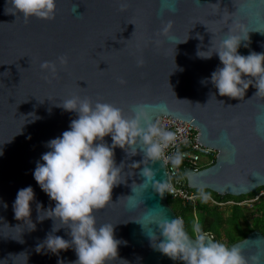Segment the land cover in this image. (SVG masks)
<instances>
[{
    "label": "water",
    "instance_id": "95a60500",
    "mask_svg": "<svg viewBox=\"0 0 264 264\" xmlns=\"http://www.w3.org/2000/svg\"><path fill=\"white\" fill-rule=\"evenodd\" d=\"M122 3L127 5L123 11ZM56 4L54 19L31 17L25 22L21 15L6 12L9 0H0V264L77 260L74 248L58 255L46 248L37 251L54 221H38L36 204L47 210L55 202L33 175L37 162L43 163L41 156L50 151L47 142L61 137L78 118L57 106L73 96L110 103L126 116L132 115L133 105L148 104L154 120L167 116L197 127V142L219 154L215 164L198 172L184 168L193 190L242 197L264 187V97L254 96L252 86L241 100L221 97L210 79L222 67L218 55L210 59L196 55L198 46L207 51L211 41L218 45L227 31L241 34L242 29L249 40L239 53H264V0H56ZM60 56L67 57L66 65L59 63ZM140 59L143 66H138ZM44 61L56 64L55 74L41 69ZM105 141L112 143L110 136ZM114 153L116 164H123L122 183L113 188L112 201L95 213L97 227L113 224L114 236L121 241L118 258L110 264H183L156 250L149 237L151 232L159 235L153 220L178 217L168 202L164 161L144 160L139 149L133 156L119 147ZM144 167L155 172L147 186L141 175ZM29 186L35 193L30 204L34 230L31 223L15 219L13 211L18 191ZM68 231L61 228L54 235L70 240ZM234 245L245 256L264 259L260 230Z\"/></svg>",
    "mask_w": 264,
    "mask_h": 264
},
{
    "label": "clouds",
    "instance_id": "9594fccd",
    "mask_svg": "<svg viewBox=\"0 0 264 264\" xmlns=\"http://www.w3.org/2000/svg\"><path fill=\"white\" fill-rule=\"evenodd\" d=\"M9 3L11 7L6 8V12L21 15L25 22L31 17L52 20L56 15V0H9ZM77 7L75 4V12ZM126 7L122 3L121 11ZM170 27L169 21L163 32L166 34ZM248 40L246 30L242 29L241 34L229 30L218 45L214 46L211 41L207 51L198 46V58L210 59L213 54L219 57L222 67L212 72L210 79L221 97L241 100L250 86L256 89L254 96L264 97V53L252 51L241 55L238 51L242 44L248 47V43H244ZM58 61L66 65L67 57L60 56ZM137 63L143 66L144 61L140 59ZM41 69L53 74L57 70L56 64L49 61H44ZM57 106L76 113L78 118L70 122V130L64 131L61 137L47 142L50 151L41 156L43 163L37 162L33 173L42 191L55 202V206L47 210L41 203L36 204L38 221H54L52 232L37 245V251L46 248L58 255L74 248L77 260L73 264H110L118 258L121 241L114 236L113 224L97 227L95 213L112 201L113 188L122 183L123 164H116L114 149L119 147L130 156L136 155L139 149L144 160L155 163L165 159L166 149L178 139L177 132L167 130L154 120L153 106L148 104L133 105L131 116L110 103H93L89 97L73 96ZM108 136L111 145L105 141ZM167 159L176 167L182 163L183 154L177 150ZM141 175L145 178V186L154 181L155 172L150 167H144ZM160 184L163 186L164 182ZM199 196L205 203L211 198L203 189ZM34 199L35 193L29 186L18 191L13 204L15 219L31 223L33 230L30 204ZM151 223L157 224L159 230V235L149 233L153 247L173 261L183 264H264L261 255L245 256L239 245L229 247L217 242L212 233L204 230L199 219L192 222V235L186 231L182 218L163 217ZM61 228L69 230L70 240L54 235ZM58 264L62 262L58 261Z\"/></svg>",
    "mask_w": 264,
    "mask_h": 264
},
{
    "label": "trees",
    "instance_id": "16d2710c",
    "mask_svg": "<svg viewBox=\"0 0 264 264\" xmlns=\"http://www.w3.org/2000/svg\"><path fill=\"white\" fill-rule=\"evenodd\" d=\"M261 190H264V187L260 188L256 193L242 197L221 196L209 190L203 191L210 194L217 202L227 203L234 201L239 203L246 200L249 196L255 197ZM195 191L200 192L201 190ZM259 200L256 207L258 216L253 219L252 224H249L246 214L248 208L246 206L232 205L228 211L229 214L226 216L224 215L225 212L223 213L218 210L219 206H215L209 202L205 203L202 201L192 204L191 202L174 199L171 196L168 198V202L178 218L183 219L185 229L189 235H192V222L195 219H199L205 231L215 233L217 238H221L224 235L229 247L246 238L254 230H260L264 234V196ZM214 239L218 242L216 238Z\"/></svg>",
    "mask_w": 264,
    "mask_h": 264
},
{
    "label": "built area",
    "instance_id": "2783aa9c",
    "mask_svg": "<svg viewBox=\"0 0 264 264\" xmlns=\"http://www.w3.org/2000/svg\"><path fill=\"white\" fill-rule=\"evenodd\" d=\"M157 121L160 125L169 131L177 132L178 139L173 146H170L165 151L164 164L168 175V195L174 199L184 202H191L196 204L202 202L199 193L189 188L184 168H191L198 172L204 168L210 167L215 164L219 151L211 147H205L197 142L200 131L197 127L187 123L185 126L181 123L180 119H170L167 116H160ZM182 129L183 131H179ZM177 150L183 154L182 163L174 167L167 157L172 156ZM264 196V190H261L258 195L252 200H244L242 202H228L232 205L245 206L247 203H254ZM207 201L215 206H222L225 203L217 202L211 195Z\"/></svg>",
    "mask_w": 264,
    "mask_h": 264
},
{
    "label": "rangeland",
    "instance_id": "374dc122",
    "mask_svg": "<svg viewBox=\"0 0 264 264\" xmlns=\"http://www.w3.org/2000/svg\"><path fill=\"white\" fill-rule=\"evenodd\" d=\"M255 197H251V196H249V197H247L246 198V200H252V199H254ZM259 201L260 200H258V201H254V203H247V204H249V205H245L248 209L246 210V214H247V216H248V222H249V224H252L253 223V219L256 217V216H258V214H257V209H256V207H257V205H258V203H259ZM229 202H232V201H229ZM231 206H232V204L231 203H225V204H223L222 206H219V211L220 212H225L224 213V215H226L227 216V214H229L228 213V211H229V209L231 208ZM227 212V213H226ZM225 227V226H224ZM226 228V227H225ZM227 232V231H226ZM212 235H213V237L214 238H216L217 240H218V242H222V243H224V244H226L227 245V242H226V239H225V237H224V235H222V237L221 238H217L216 237V235H215V233H213L212 232Z\"/></svg>",
    "mask_w": 264,
    "mask_h": 264
}]
</instances>
